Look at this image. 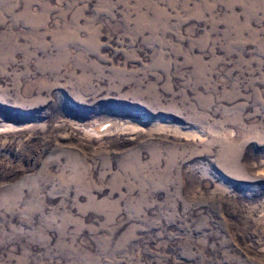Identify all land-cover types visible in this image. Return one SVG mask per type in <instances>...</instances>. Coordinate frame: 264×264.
<instances>
[{
	"label": "rangeland",
	"instance_id": "rangeland-1",
	"mask_svg": "<svg viewBox=\"0 0 264 264\" xmlns=\"http://www.w3.org/2000/svg\"><path fill=\"white\" fill-rule=\"evenodd\" d=\"M0 264H264V0H0Z\"/></svg>",
	"mask_w": 264,
	"mask_h": 264
},
{
	"label": "bare ground",
	"instance_id": "bare-ground-1",
	"mask_svg": "<svg viewBox=\"0 0 264 264\" xmlns=\"http://www.w3.org/2000/svg\"><path fill=\"white\" fill-rule=\"evenodd\" d=\"M96 131H98L97 128H96Z\"/></svg>",
	"mask_w": 264,
	"mask_h": 264
}]
</instances>
